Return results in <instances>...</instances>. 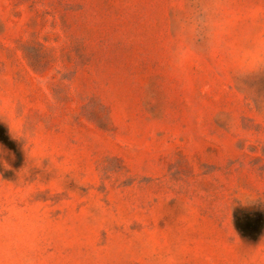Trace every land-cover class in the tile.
I'll return each instance as SVG.
<instances>
[{
	"label": "rangeland",
	"instance_id": "rangeland-1",
	"mask_svg": "<svg viewBox=\"0 0 264 264\" xmlns=\"http://www.w3.org/2000/svg\"><path fill=\"white\" fill-rule=\"evenodd\" d=\"M0 264H264V0H0Z\"/></svg>",
	"mask_w": 264,
	"mask_h": 264
},
{
	"label": "clouds",
	"instance_id": "clouds-1",
	"mask_svg": "<svg viewBox=\"0 0 264 264\" xmlns=\"http://www.w3.org/2000/svg\"><path fill=\"white\" fill-rule=\"evenodd\" d=\"M4 166L5 168L9 167V165L6 162H4Z\"/></svg>",
	"mask_w": 264,
	"mask_h": 264
}]
</instances>
